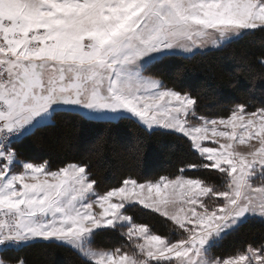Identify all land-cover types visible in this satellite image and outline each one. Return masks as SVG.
<instances>
[{"label": "snow or ice", "instance_id": "obj_1", "mask_svg": "<svg viewBox=\"0 0 264 264\" xmlns=\"http://www.w3.org/2000/svg\"><path fill=\"white\" fill-rule=\"evenodd\" d=\"M255 30L264 0H0V264H27L14 253L39 241L72 248L79 264H264V237L215 251L250 220L264 223V100L254 95L264 73L215 116L177 83L179 58ZM58 113L132 122L201 159L175 179L129 175L102 193L90 161L53 170L23 158L21 145ZM137 206L178 238L135 222ZM118 231L130 249L101 246Z\"/></svg>", "mask_w": 264, "mask_h": 264}, {"label": "trees", "instance_id": "obj_2", "mask_svg": "<svg viewBox=\"0 0 264 264\" xmlns=\"http://www.w3.org/2000/svg\"><path fill=\"white\" fill-rule=\"evenodd\" d=\"M264 56V32L258 30L243 34L217 49L196 52L179 58L182 76L178 86L199 93L201 114L221 113L237 101L242 90L250 87L252 74L264 73L258 58ZM167 82V81H166ZM257 100H264V82L257 81L254 89ZM143 142V153L137 157L136 148ZM23 158L32 162L48 161L53 170L62 162H91V173L97 179L96 190L105 192L110 186L132 175L140 180L157 181L161 176L175 178L186 163H199V154L188 143L177 137L149 135L132 122H105L81 119L67 113H58L54 123L28 137L21 145ZM188 178H206L205 170H186ZM219 184V180H215ZM137 223H146L154 234H164L173 240L177 232L149 210L137 206L127 213ZM125 231V230H124ZM264 237V223L250 220L238 232L228 237L215 251L227 256L234 250ZM102 247H128L130 241L120 232L106 234ZM27 264H79L76 252L67 246L43 241L23 245L16 253Z\"/></svg>", "mask_w": 264, "mask_h": 264}, {"label": "rangeland", "instance_id": "obj_3", "mask_svg": "<svg viewBox=\"0 0 264 264\" xmlns=\"http://www.w3.org/2000/svg\"><path fill=\"white\" fill-rule=\"evenodd\" d=\"M239 38V37H238ZM237 38H233V40H235ZM226 44V43H225ZM221 47V46H220ZM220 47H215V46H212V45H208L204 50H196V52H203V51H207V50H211V49H217V48H220ZM217 139H219L222 143L224 142L222 138H219L217 137ZM208 143V142H206ZM208 146H213V144L209 143ZM168 178V177H167ZM169 180H172V179H175V178H168ZM257 182H259L262 178L260 177L259 174H257V176L254 178ZM163 194V193H162ZM144 195H148L147 193H144ZM152 196H155V193L152 194ZM126 231V229H125ZM22 247V246H21Z\"/></svg>", "mask_w": 264, "mask_h": 264}]
</instances>
